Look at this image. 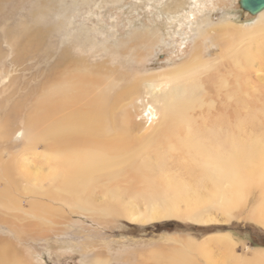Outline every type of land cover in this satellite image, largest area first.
I'll list each match as a JSON object with an SVG mask.
<instances>
[{
  "label": "rangeland",
  "instance_id": "rangeland-1",
  "mask_svg": "<svg viewBox=\"0 0 264 264\" xmlns=\"http://www.w3.org/2000/svg\"><path fill=\"white\" fill-rule=\"evenodd\" d=\"M175 1L0 0V264H165L154 257L174 250L190 254L198 264H232L230 258L250 257L252 248L264 247V226L253 216L256 210L264 217V190L252 184L235 206L220 208L216 189L221 185L213 184L209 173H197L205 171L204 144L240 148L254 132L263 146L264 36L256 43L242 31L256 15L241 9L238 0ZM228 17L234 30L218 36L213 23ZM193 53L208 59L210 69L199 70ZM70 82H81L91 99L103 98L114 121L102 130L107 138L116 124L136 123L132 131L126 129V139L135 145L131 153L141 151L120 167L99 171L90 189L91 206L79 209L72 202L50 200L57 210L46 219L34 213L30 202L38 203L50 188L46 176L55 160L46 145L64 136L46 130L40 137L45 118L60 116L34 120V109L48 90ZM173 85L195 92L176 101L182 108L177 132L184 124L194 132L190 147L182 151L176 133L150 129L154 118L146 115L152 106L149 92L165 94ZM39 137L42 142L28 149L27 140ZM82 142L74 140L69 149L83 148ZM188 150L197 156L184 154ZM22 159L30 163L26 179L20 173ZM32 171L41 175L34 179ZM164 176L177 181L182 196L214 195V200L186 205L183 216L142 223L128 219L131 213L165 208L170 191L160 179ZM27 183L34 193L24 192ZM104 205L110 211H101ZM219 233L229 234V244L209 239L206 258L183 242L202 243Z\"/></svg>",
  "mask_w": 264,
  "mask_h": 264
},
{
  "label": "bare ground",
  "instance_id": "bare-ground-1",
  "mask_svg": "<svg viewBox=\"0 0 264 264\" xmlns=\"http://www.w3.org/2000/svg\"><path fill=\"white\" fill-rule=\"evenodd\" d=\"M175 2L180 3L179 0ZM232 21L231 17H228L227 19H221L218 23H213L215 25L212 26H214L213 28L216 30L218 36H220V34L231 33L234 30L236 25ZM242 31H246L247 35L255 39L256 43H258L259 38L264 36V10L256 14L255 21L250 23ZM229 51L232 53L234 52L233 50ZM193 55L195 65L199 68V70L204 72L210 69L208 59L203 58L200 53H193ZM78 76H81V74H78ZM95 77H97V75H95ZM80 83L81 82H70L59 90H48L45 96H41L37 108L34 109V120L38 119V115L56 114V118L60 116L59 119L50 117L45 118V126L41 129L42 133L40 137L46 133V130L55 132L57 137L64 136L62 138L60 137L58 139H54L51 145H46L48 147L47 153L49 157H53L55 160V164L46 176L50 182V188H48L45 194H43V199H41L42 201L38 200V203L35 200L30 202V205L35 207L34 213H40L41 216H44L46 219L54 216L57 210V207H54L55 205L50 203L52 200L54 201L56 199H60L61 201L72 202V204H75V207L79 209L91 206L92 203L89 199L90 189H92L93 184L97 182L96 176L99 171L105 170L108 167H120L132 161L135 154L141 151L138 149L136 153H131L130 150L135 145L129 143L131 141L130 139H126V129L128 130L131 128L130 130L132 131V125H135L136 123H130V126L127 127H122L124 125L123 123L120 124V126H118L119 124H116L115 129L117 131L114 130V134H112V137L109 138H107V135L102 133V130L105 128V124L114 123L113 117L111 114H106L103 98H89L88 95L91 91L88 88L81 86ZM180 87L183 86L173 85L165 94L149 92V100L152 106H148L146 109V115L148 116V119L154 118L150 121L152 124H149V126H151L150 129L153 126V128L159 129L163 134H168L170 132L176 133L175 137L177 139V146L182 151L184 148L190 147V138L194 137V132L189 124H184L182 126L183 133L182 131L177 132L178 128L176 126L179 122V118L181 117L182 108L179 104L176 107V101L178 97L183 95V93H187L188 97H194L195 92L188 88ZM164 113L167 115L162 123ZM167 119V127H165ZM170 123L174 124L173 128L169 126ZM135 126H137V124ZM149 126H144L142 124L141 128L148 130ZM60 131L66 132L59 135ZM252 133L250 142L242 143L240 148L225 146L221 149L220 147L223 145L221 142L204 144L205 146L201 153H205L202 162L205 171H197V173H209V178L213 181V184L218 183L219 186L221 185L216 189L221 195L219 202L220 208H232V206H235L239 200L243 198V193L246 192V189L252 184H256L259 188H261V190H264V143L263 146H261L256 139L258 136L255 137L254 135L256 134L253 135ZM40 137L31 141L27 140V148H32L33 143L42 142ZM136 138L134 140H136ZM74 140L83 141V148L79 150L69 149ZM139 142L141 143L140 145L143 149L145 147V142L142 143L141 140ZM186 153L189 156H197V154L191 150H188L184 154ZM36 154L37 153H35V155ZM16 156L17 155H13L14 161ZM19 157L21 158V156ZM60 157L63 158V163L59 162ZM22 161L23 171L21 170L20 173L21 176L24 177L30 173L29 169H26V166L30 163H26L25 159H22ZM239 164H246L248 166L241 167ZM3 167H5V163ZM31 174L34 175H31L34 179L41 175L40 173L34 171H32ZM24 178L26 179L27 177ZM160 179H163L165 183H167L166 187L170 191V194L168 195L169 202L164 203L165 208L160 210L161 206H155L150 208L148 212L145 209L146 212L131 213L126 215L128 219L142 223L158 220L163 217L183 216L188 205L196 207L201 206L200 204H202V202L214 200V195L206 197L205 195L199 196L197 193H194V196L190 194L192 196L190 198L182 196V193L180 192L181 189L177 186V181L170 178L168 179L166 176L161 177ZM10 180H12V178ZM10 184L11 187L16 185L11 181ZM31 184L27 183L24 185L23 188L26 194L34 193V188ZM184 190L189 193L188 190ZM172 191L174 193L173 197H171ZM262 193L264 194V192ZM263 194L262 196H264ZM1 199L6 200L7 196H1ZM60 204L63 205V203ZM182 206L184 207L183 209ZM253 207L255 208V206ZM102 210L110 211L109 206L106 205L101 208V211ZM257 214L258 212L255 210L253 215L255 216L254 220L264 226V217L257 216ZM197 218L199 219V217ZM224 218L227 219L226 217ZM201 220H196V222ZM219 234L220 235L211 234L210 236H207L206 239L204 238L202 240V243L199 241H197L199 242L197 243L196 239L193 240L186 236L188 239L185 238L187 240L183 242L186 243L188 249L195 247L194 249L199 251L202 257L206 258V256H208L206 253V241L209 243V239L216 238L217 241L221 239L226 241L227 245L229 244V234ZM4 249L5 248H3V250ZM154 259L162 260L165 264H198L196 258L192 257L190 254H183L179 250H174L162 257L157 255ZM230 259L232 264H264V247L252 248V254L250 257L239 258L235 256Z\"/></svg>",
  "mask_w": 264,
  "mask_h": 264
},
{
  "label": "water",
  "instance_id": "water-1",
  "mask_svg": "<svg viewBox=\"0 0 264 264\" xmlns=\"http://www.w3.org/2000/svg\"><path fill=\"white\" fill-rule=\"evenodd\" d=\"M239 7L250 15H256L264 10V0H238Z\"/></svg>",
  "mask_w": 264,
  "mask_h": 264
},
{
  "label": "trees",
  "instance_id": "trees-1",
  "mask_svg": "<svg viewBox=\"0 0 264 264\" xmlns=\"http://www.w3.org/2000/svg\"><path fill=\"white\" fill-rule=\"evenodd\" d=\"M262 246H264V243H263V245ZM256 247H258V246H256Z\"/></svg>",
  "mask_w": 264,
  "mask_h": 264
},
{
  "label": "crops",
  "instance_id": "crops-1",
  "mask_svg": "<svg viewBox=\"0 0 264 264\" xmlns=\"http://www.w3.org/2000/svg\"><path fill=\"white\" fill-rule=\"evenodd\" d=\"M239 258H242V257H239Z\"/></svg>",
  "mask_w": 264,
  "mask_h": 264
}]
</instances>
